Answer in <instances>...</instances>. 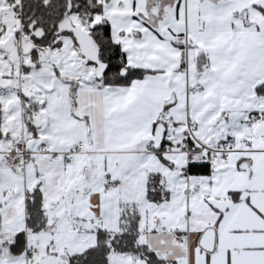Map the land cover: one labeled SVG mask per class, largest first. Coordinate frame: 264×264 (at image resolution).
<instances>
[{
    "label": "snow or ice",
    "instance_id": "obj_1",
    "mask_svg": "<svg viewBox=\"0 0 264 264\" xmlns=\"http://www.w3.org/2000/svg\"><path fill=\"white\" fill-rule=\"evenodd\" d=\"M0 264H264V0H0Z\"/></svg>",
    "mask_w": 264,
    "mask_h": 264
}]
</instances>
